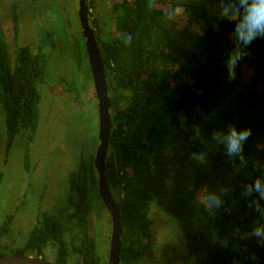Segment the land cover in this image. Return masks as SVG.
Listing matches in <instances>:
<instances>
[{
    "label": "trees",
    "instance_id": "16d2710c",
    "mask_svg": "<svg viewBox=\"0 0 264 264\" xmlns=\"http://www.w3.org/2000/svg\"><path fill=\"white\" fill-rule=\"evenodd\" d=\"M87 2L89 11L97 10L100 0ZM57 6L58 36L79 73L77 83H91L73 20L78 12ZM13 24L17 36L15 14ZM54 24L44 31L49 51L18 46L12 58L0 17L7 157L17 135L31 142L39 127V86L56 55L52 32L60 25ZM91 24L112 105L106 176L120 207L121 264H147L154 202L181 230L178 249L164 250L181 256L166 263L264 264V0H112L110 16ZM75 82L63 85L72 92ZM91 160L82 157L70 173L64 220L43 212L14 248L4 244L11 235L7 217L0 225V257L48 261L51 247L53 264H108L90 220L93 188L100 200Z\"/></svg>",
    "mask_w": 264,
    "mask_h": 264
},
{
    "label": "rangeland",
    "instance_id": "374dc122",
    "mask_svg": "<svg viewBox=\"0 0 264 264\" xmlns=\"http://www.w3.org/2000/svg\"><path fill=\"white\" fill-rule=\"evenodd\" d=\"M59 4L71 15L78 12V0H0V17L12 58L16 56L18 46H30L34 52L40 49L49 51V43L46 40L43 42L46 37L44 31L49 28L45 16L50 15L47 12L49 6ZM98 5L97 10L89 11L93 29L91 21L94 18L99 17L103 21L112 11V0H100ZM59 9V6H56V10L53 8L55 11ZM14 14L19 25L17 36L14 33ZM173 16L177 17L175 14ZM73 20L78 22L77 17L73 16ZM52 33L57 45L56 55L45 81L39 86V127L31 142H28L25 133L17 135L9 157L6 156L5 113L0 99V225L9 215L12 216L11 235L4 240V244L8 243L14 248L22 246L26 236L37 225L39 210H47L61 218L67 214L70 173L79 165L82 157L86 161L93 159L97 148L96 103L89 102L90 90L82 93V102L75 100L81 89L77 83L79 73L65 55L64 48L68 46L63 44L57 32ZM77 33L82 36L79 26ZM244 75L247 80L251 79L249 68L244 69ZM71 82H75L76 86L72 92H68L64 85ZM95 192L93 188L90 220L97 233L101 260L108 263L110 216ZM21 200L20 205L18 201ZM151 209L155 226L151 248L145 253L147 264H168L165 261L169 258L181 256L180 250L178 254L164 255L165 249H178L181 230L176 219L162 212L155 202L151 204ZM54 252L51 247L45 251L48 261H53Z\"/></svg>",
    "mask_w": 264,
    "mask_h": 264
},
{
    "label": "water",
    "instance_id": "95a60500",
    "mask_svg": "<svg viewBox=\"0 0 264 264\" xmlns=\"http://www.w3.org/2000/svg\"><path fill=\"white\" fill-rule=\"evenodd\" d=\"M78 16L84 36L87 39L86 47L89 64L93 78L94 89L98 100V140L94 165L98 174L99 196L110 214L111 218V240L109 247L108 264H121V245L123 225L120 215V207L111 192L106 176V160L109 151L110 137L113 130V119L111 114V100L105 74V67L101 58L95 30L90 25L89 8L87 0H78ZM0 264H53L43 258L34 256L23 257L7 255L0 257Z\"/></svg>",
    "mask_w": 264,
    "mask_h": 264
},
{
    "label": "flooded vegetation",
    "instance_id": "af4514ba",
    "mask_svg": "<svg viewBox=\"0 0 264 264\" xmlns=\"http://www.w3.org/2000/svg\"><path fill=\"white\" fill-rule=\"evenodd\" d=\"M56 6L57 5H55V6H49L47 9V12L48 13H50V15H46L45 16V19H47V24L49 25V26H52L53 28H55L56 29V26L57 25H55L54 23L56 22V24H58V25H60V27L56 30L57 31V33H59V31L60 30H62V28H61V26L63 25L62 24V22H61V18H59V14L58 13H54L53 12V8L55 7V10H56ZM79 8V7H78ZM79 11V10H78ZM78 18H79V16H78ZM52 22H54V23H52ZM76 23H77V26H79L80 27V29H81V34H82V36H81V38L83 37V42H84V48H85V51H86V54H87V64H86V66L87 65H89V68H90V64H89V55H88V53H87V47H86V42H87V39H86V37L84 36V33H83V30H82V27H81V23H80V20H78V22L76 21ZM75 23V24H76ZM79 24V25H78ZM94 30V29H93ZM96 34V33H95ZM96 38H97V36H96ZM90 72H91V68H90ZM91 76H92V74H91ZM81 85V89H80V92H83L84 90L86 91V93L90 90V94H88V98H89V102H95L96 103V114H97V116H98V100H97V97H96V93H95V89L93 90L91 87H93L94 88V84H93V78H92V82L90 83V82H88L86 85H84V84H80ZM89 85H91V86H89ZM79 92V93H80ZM81 96H82V94H81ZM81 102H82V97H81ZM80 102V103H81ZM98 126H99V120H98ZM98 130V129H97ZM98 133V132H97ZM99 145V144H98ZM97 150V149H96ZM95 154H96V152L94 153V155H93V160H91V161H93V164H94V159H95ZM94 167H95V165H94ZM96 169V168H95ZM96 172H97V170H96ZM98 175V174H97ZM98 180L99 179H97V191H98ZM91 192H92V190H91ZM97 194V193H96ZM98 195H99V192H98ZM100 197V196H99ZM100 201H101V203H102V205L104 206V204H103V202H102V200H101V198H100ZM18 203H20V205L22 204V200L21 201H18ZM104 208H105V206H104ZM106 209V208H105ZM107 211V210H106ZM43 212H48L47 210H39L38 211V214H39V216H41V214L43 213ZM108 212V211H107ZM50 213V212H49ZM108 214H109V212H108ZM58 215V214H57ZM109 216H110V214H109ZM58 217H60L61 218V216L60 215H58ZM65 217H66V215L63 217V218H61L62 220H64L65 219ZM39 219V218H38ZM110 222H111V218H110ZM111 228H112V225H111ZM27 237V236H26ZM26 239V238H25ZM110 240H111V236H110ZM109 247H110V243H109ZM109 256V255H108ZM41 258V257H40ZM53 262V261H52Z\"/></svg>",
    "mask_w": 264,
    "mask_h": 264
}]
</instances>
